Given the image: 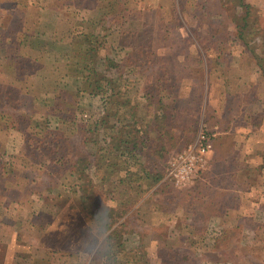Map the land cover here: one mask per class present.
I'll return each instance as SVG.
<instances>
[{
	"label": "rangeland",
	"instance_id": "1",
	"mask_svg": "<svg viewBox=\"0 0 264 264\" xmlns=\"http://www.w3.org/2000/svg\"><path fill=\"white\" fill-rule=\"evenodd\" d=\"M140 1L149 7L110 8V28L94 38L97 56L90 48L85 54L92 91L78 94L77 108L70 96L63 110L43 107L37 119L21 115L23 132L11 133L8 149L25 139L31 157L22 163L0 154V165L18 185L26 174L27 191L44 199L26 210L3 207L0 241L11 238L7 215L25 235L22 214L37 209L39 217L50 208L81 215L91 235L80 254L38 249L45 255L38 262L20 254L32 264H179L172 256L181 254L189 256L181 264H264V0ZM9 9L0 8L1 17ZM0 97L4 103L6 93ZM6 113L0 111L9 126ZM59 118L77 123V135L70 125L58 127ZM100 120L116 133L96 126ZM42 123L46 131L37 126ZM115 137L128 140L137 162L115 160L110 179L97 177L96 165L106 166ZM78 168H85L84 190ZM155 170L159 182L148 177ZM121 204L125 214L118 213ZM97 206L113 210L111 229L99 232L85 212ZM79 229L77 223L74 233Z\"/></svg>",
	"mask_w": 264,
	"mask_h": 264
},
{
	"label": "crops",
	"instance_id": "2",
	"mask_svg": "<svg viewBox=\"0 0 264 264\" xmlns=\"http://www.w3.org/2000/svg\"><path fill=\"white\" fill-rule=\"evenodd\" d=\"M129 1H0V8H10L6 12L3 11L6 13L3 17H1L2 14L0 15V92L6 93L5 102H0V111L5 109L10 112V114L6 113L4 118L9 126L3 125V116L0 114V154L2 156L16 155L22 163H24L23 158L27 160L31 157L30 153L25 151V139L19 148L13 145L8 149L12 139L11 133L23 132L18 126L22 124L19 119L21 115L25 116L23 113H26L27 118L31 116L37 119L43 117L45 112L42 110L43 107L51 108L52 111L63 110L66 107L65 100L67 102L70 96H75L74 99L72 98L74 101L69 100V102L73 101L71 109H74L77 108V100L79 101L78 94L81 96L92 91L90 90L91 66L86 64L85 60V54L89 52V48L81 42L83 34L104 33V30L109 29L111 24L107 19L113 17L112 14L110 15L112 12L110 8L149 7L143 6L140 0H133L132 4ZM80 53L82 57L79 56ZM62 96L67 98L62 99ZM22 176L28 178V181L18 185L17 177L4 174L0 165V213L3 212V207L6 210L14 206L26 210L31 205L38 206L36 202H42L44 199L27 191L30 187L28 183L31 181L26 174ZM9 183L12 185L7 186ZM8 192L9 197H14L16 193L17 199L7 198ZM24 192H26L25 196ZM35 213L39 214V210L36 209L32 213L34 215L27 212L22 214V220L25 223L28 222L25 235L23 232L20 234V229L23 228L15 227L13 230L12 215L6 216L4 226L10 232L5 235H10L11 238L6 239L1 235L0 244L4 245V251L0 252V264H32L31 259L38 262L37 259L45 256L43 253L38 255V249L40 252L46 250L79 254L83 252L91 233L88 232L81 215L66 211L54 213L50 211V208L48 213L42 210L39 217ZM38 218L49 220L46 225L41 226L37 223ZM77 223L80 229L74 233ZM2 228L0 225V230ZM65 234L72 237L65 241H56L57 236ZM27 235L39 238L38 242H42V245L31 244L24 240L22 236ZM44 238H52L50 242L54 246H51L48 239ZM34 251L37 255H32ZM27 252V258H31L30 260L20 256V254L26 255ZM43 262L41 260L40 264Z\"/></svg>",
	"mask_w": 264,
	"mask_h": 264
},
{
	"label": "trees",
	"instance_id": "3",
	"mask_svg": "<svg viewBox=\"0 0 264 264\" xmlns=\"http://www.w3.org/2000/svg\"><path fill=\"white\" fill-rule=\"evenodd\" d=\"M94 38H96V39H99V36H96V34H94V32H87V33H84L83 34V38H82V41L81 42H83V44L85 45V46H87V48H90L91 49V51L95 54V56H97V53L99 52V46L98 45H95V43H94ZM120 77V76H119ZM118 79V76H117V78L114 80V81H116ZM114 88V87H113ZM106 93L107 94H109L110 92L109 91H106ZM103 108H107V105L106 106H104ZM27 121H30V120H27ZM103 120H100V122H96L95 124H96V126H99V123L102 125V123H103V127H105V128H107L106 129V131H105V133L106 134H109L108 132H114V133H116V129H113L112 128V126H110L109 128L107 127V122L106 123H104V121L102 122ZM61 123H65V124H67V125H70L71 126V128H72V132L73 133H71L72 134V136H76L77 134H74L75 133V131H76V129H77V123H70V122H68L67 120L65 121L64 119H62V118H59L58 119V127H60L61 125ZM110 123V122H109ZM43 125H41V124H38L37 126H39V128L41 129V131H46L47 130V126H45L44 125V123H42ZM48 124V123H47ZM49 125V124H48ZM50 126V125H49ZM83 129H85V130H82L83 132H80V134H78L79 135V137L83 140V137H82V133H84V132H88V130H89V128L87 127H85V128H83ZM97 129H99V127H97ZM104 133V132H103ZM118 133V132H117ZM55 136V135H54ZM84 136V135H83ZM32 137H35V135H33ZM108 137V136H107ZM116 138V144L114 145V147H109V150H108V152L107 153H109V156H107L106 158H103L104 160H103V162H104V164L106 165V166H104V167H100L99 165H96V170H95V176H97V177H104L105 179H110L111 178V176H112V174L114 173V172H111V171H109V169L111 168V165H112V167L115 165L114 164V161H115V163H119L120 162V160H122V158L123 159H125V160H132V159H134L135 158V163L137 162V160H136V158H138L137 156H135L133 153H130V152H128V140H126L124 137L122 138H117V137H115ZM81 140V141H82ZM38 142H39V146H40V144H41V140H38ZM95 148H97V149H99V151L101 152L102 151V149H101V147H99V146H97V147H95ZM135 148V147H134ZM92 155L90 156L91 158H97V156L96 155H94L93 153H91ZM77 156H79L80 158L79 159H81V158H83L84 156H81V154H78ZM105 156V155H104ZM112 157H114L113 158V160L112 161H109L108 162V159L109 158H112ZM106 159V160H105ZM78 161V160H77ZM123 161V160H122ZM107 162H108V164H107ZM123 163H124V161H123ZM75 165H79V163L78 162H76L75 161ZM113 171V170H112ZM144 170H141V171H139V173L141 174L142 172H143ZM85 168H78V173H77V177H78V179H76L77 181H78V183L80 182V184H82V185H80L81 186V188L84 190V188H85V186H83V181H85V178H86V175H85ZM137 176V175H136ZM161 176H162V173L161 172H159V171H157V170H155V171H153V172H151V174L150 175H148V177L151 179V180H153L154 182H159V180L161 179ZM83 194H84V191H83ZM127 206L126 205H124L123 204V206H122V204L119 206V208H118V213H120L121 211H123L122 213H124L125 214V212H126V210H125V208H126ZM123 208H124V210H123ZM85 212L87 213V215H88V217L94 222L95 221V225H96V227H97V230L100 232H102V229H105V230H109V229H111L112 228V226L114 225V223L116 222V219L117 218H114V217H108V215H109V213H110V209H108V208H102V207H100V206H97V207H94V209L93 210H90V208L89 207H86L85 208ZM113 212V210L111 211V213ZM110 213V214H111ZM119 216H121V215H119ZM122 216H123V214H122ZM106 217H108V218H106ZM104 218H106V219H104ZM180 257H182V259H180ZM188 258H189V256L188 255H186V254H181V255H179V257L177 258L176 257V255H173L172 256V259H174V260H176V261H178V263L179 264H181V260H188Z\"/></svg>",
	"mask_w": 264,
	"mask_h": 264
},
{
	"label": "clouds",
	"instance_id": "4",
	"mask_svg": "<svg viewBox=\"0 0 264 264\" xmlns=\"http://www.w3.org/2000/svg\"><path fill=\"white\" fill-rule=\"evenodd\" d=\"M108 203H109V207H115V206H116V205H115V202H113V201H111V200H110Z\"/></svg>",
	"mask_w": 264,
	"mask_h": 264
}]
</instances>
